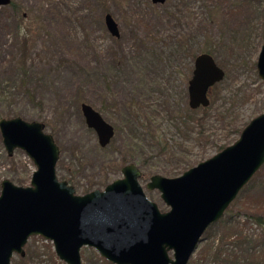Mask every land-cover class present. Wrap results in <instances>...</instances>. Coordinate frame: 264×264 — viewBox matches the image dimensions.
I'll list each match as a JSON object with an SVG mask.
<instances>
[{
    "label": "rangeland",
    "instance_id": "obj_1",
    "mask_svg": "<svg viewBox=\"0 0 264 264\" xmlns=\"http://www.w3.org/2000/svg\"><path fill=\"white\" fill-rule=\"evenodd\" d=\"M107 14L118 38L106 27ZM263 43L264 0H12L0 7V118L44 123L60 148L57 176L78 195L123 178L122 160L131 157L146 196L167 212L161 193L147 189L151 177L183 175L233 145L264 112L257 70ZM209 50L226 76L210 90L205 114L190 108L188 87L196 57ZM83 103L114 126L107 147L87 126ZM35 171L23 150L8 155L0 133V192L4 180L30 186ZM259 216L264 166L225 222L206 231L189 264H215L238 235L264 256ZM24 250L12 264H66L42 237L29 238ZM81 256L83 264H112L94 248Z\"/></svg>",
    "mask_w": 264,
    "mask_h": 264
},
{
    "label": "water",
    "instance_id": "obj_2",
    "mask_svg": "<svg viewBox=\"0 0 264 264\" xmlns=\"http://www.w3.org/2000/svg\"><path fill=\"white\" fill-rule=\"evenodd\" d=\"M12 0H0L8 6ZM164 4L167 0H151ZM110 34L120 36L111 14L105 16ZM264 81V43L257 59ZM226 73L214 56L195 59L189 81L192 110L210 106L209 92ZM87 126L105 148L115 128L91 105L83 103ZM42 122L21 117L0 119V133L10 157L23 150L34 162L31 185L9 180L0 192V264H12L15 254L25 256L29 238L50 241L66 264H83L81 251L94 248L112 264H189L206 231L224 217L231 204L264 166V112L254 118L239 139L212 158L176 178L154 175L148 190H158L170 208L162 212L148 199L140 183L141 169L134 163L122 169L123 178L104 190L78 195L57 176L60 148ZM173 254V257H171Z\"/></svg>",
    "mask_w": 264,
    "mask_h": 264
},
{
    "label": "trees",
    "instance_id": "obj_3",
    "mask_svg": "<svg viewBox=\"0 0 264 264\" xmlns=\"http://www.w3.org/2000/svg\"><path fill=\"white\" fill-rule=\"evenodd\" d=\"M205 53L214 56L213 52H211L210 50ZM26 94L31 99H36V94L32 92V90L27 91ZM203 111L206 114L208 112V108H203ZM122 161L124 165L133 163V159L131 157L129 160L128 158H124ZM256 220L260 226H264V217L259 216ZM219 222L220 224L224 223V217ZM247 241L248 240L246 238L238 235V239L236 240L237 246L232 247L233 249L230 250L227 249L218 251L215 259V264H264V256L261 254L262 251L256 245H252V241L250 240L249 241L251 243L247 245Z\"/></svg>",
    "mask_w": 264,
    "mask_h": 264
},
{
    "label": "flooded vegetation",
    "instance_id": "obj_4",
    "mask_svg": "<svg viewBox=\"0 0 264 264\" xmlns=\"http://www.w3.org/2000/svg\"><path fill=\"white\" fill-rule=\"evenodd\" d=\"M89 193H90V192H89ZM221 219H222V218H221ZM221 219H220V220H221ZM24 249H25V248H24ZM22 257H25V256H22ZM82 262H83V261H82Z\"/></svg>",
    "mask_w": 264,
    "mask_h": 264
}]
</instances>
